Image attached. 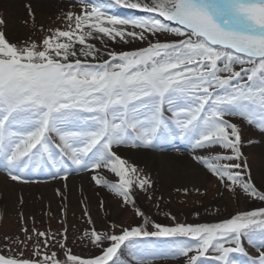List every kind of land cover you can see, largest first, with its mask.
<instances>
[{"label": "snow or ice", "instance_id": "6c2138e0", "mask_svg": "<svg viewBox=\"0 0 264 264\" xmlns=\"http://www.w3.org/2000/svg\"><path fill=\"white\" fill-rule=\"evenodd\" d=\"M78 2L79 11L64 13V27L47 29L39 41L13 42L0 30V171L20 183L35 182L28 173L42 170L64 181L88 172L134 205V190L146 192L153 182L119 150L179 141L229 192L264 202L243 158L241 124L233 122L264 133V0ZM116 7L140 15L118 16ZM149 223L86 229L80 239L101 250L88 257L67 247L66 227L58 234L33 228L31 258L21 249L0 254V264H132L125 250L135 256L139 241L151 237L172 238L154 254L182 264H264V206L214 223L151 222L152 231ZM30 240L12 243L27 248ZM56 245L63 259L51 250ZM135 264L152 261L137 257Z\"/></svg>", "mask_w": 264, "mask_h": 264}, {"label": "rangeland", "instance_id": "374dc122", "mask_svg": "<svg viewBox=\"0 0 264 264\" xmlns=\"http://www.w3.org/2000/svg\"><path fill=\"white\" fill-rule=\"evenodd\" d=\"M31 1V0H30ZM57 10L35 11L33 6L34 20L29 16L28 9L21 11L11 6H0V19L5 25H0V30H4L10 41H39L41 37L48 34L47 29L64 27V13L67 11H79L78 0H58ZM114 14L122 17L129 15H140L135 10L125 8H113ZM172 39L171 36L161 39ZM99 46V41H92ZM111 43V42H109ZM135 47L137 45H134ZM142 46V45H141ZM241 124L242 139L245 145L242 148L243 158L249 165L250 174L255 184L264 189V133H261L255 126L246 122L233 120ZM253 141L247 143V141ZM138 151H148L160 155L154 149H132L124 147L119 150L123 157L128 158V154ZM190 151V150H189ZM219 151H223L220 149ZM191 156V151L188 152ZM131 160V159H130ZM132 161V160H131ZM133 162V161H132ZM136 164V163H135ZM194 168H199L198 172L203 174V179L198 182L186 183V180L163 179L156 181L153 173H148L144 168L142 175H147L153 182V187L146 192L135 189L133 192L134 205H124L122 199L109 192L106 188L97 186L91 180V174L80 172L79 175L88 177V189L75 188L69 196L59 187L54 191H48L45 200L34 199L35 194L28 191L12 192L15 184L8 175L0 171V185L4 191H0V254L11 255L21 249L24 255L31 258L32 245L37 242V237L32 234L35 228L38 232H51L58 234L67 228V247L71 248L74 254L84 257L100 254V249L91 245L87 239L80 237L86 229L93 226L98 231H112V226H138L142 225L145 219L150 223L147 229L152 231L151 222L162 225H172L173 223H214L245 210H252L259 206H264V202L253 200L247 197L242 191L237 189L236 193L229 192L215 176L207 173L205 169L197 165L194 161L189 162ZM76 175V174H74ZM70 175L67 181L53 179L52 176L36 180V184L49 186L53 183L64 185L74 176ZM106 178L116 182L113 174L104 172ZM59 190V195L57 194ZM30 196V197H29ZM32 197V198H31ZM142 211V216H136L135 210ZM90 214L92 224L87 222ZM175 217V220L172 218ZM27 228L25 233L22 229ZM26 236H32L28 241V247L24 244L12 243L13 241H24ZM57 239L60 237L57 235ZM42 240V238H41ZM54 243V242H53ZM173 243L172 238L151 237L139 241V251L133 256L125 250V258L135 262L137 257L154 260V264H167L158 261L159 257L154 253L163 251ZM250 255H255L254 249L245 245ZM9 248L13 252H9ZM51 250L58 253V257L63 259V250L56 245ZM237 259H243L237 257ZM171 264H182L181 258H175Z\"/></svg>", "mask_w": 264, "mask_h": 264}, {"label": "bare ground", "instance_id": "6f19581e", "mask_svg": "<svg viewBox=\"0 0 264 264\" xmlns=\"http://www.w3.org/2000/svg\"><path fill=\"white\" fill-rule=\"evenodd\" d=\"M56 3H59L58 0H0V6H11L12 8L19 9L21 11L27 10V5L31 4L35 11H46V10H57ZM112 47L116 49L123 48L128 50L134 45H119L114 44ZM161 153L160 155L153 154L148 151H138L135 153L128 154V158L131 159L134 163L144 168L148 173H153L155 175V180L162 181L163 179L170 180H186V183L198 182L203 179V174L199 173V168H194L189 162H191V156L189 147L179 141L172 144H164L163 146L154 149ZM188 150V151H186ZM76 174V175H74ZM74 175L66 185L60 183H53L49 186H42L39 183L36 184V180L44 179L51 175L48 174L46 170H42L39 173L33 174L28 173L27 179L35 181L33 183H20L15 182L12 187V192L16 191H28L34 199L45 200V197L48 196L47 192L61 188L68 196L72 194L75 188H84L88 189V177L82 174L73 172ZM4 187L0 185V191H4ZM29 196V197H30ZM31 197V198H32ZM119 231V228H117ZM126 252V251H125ZM149 260V259H148ZM174 260V257H159L158 261L166 262L171 264ZM135 264V262H132ZM154 264V261H152Z\"/></svg>", "mask_w": 264, "mask_h": 264}]
</instances>
